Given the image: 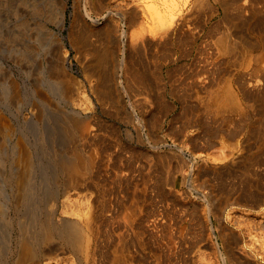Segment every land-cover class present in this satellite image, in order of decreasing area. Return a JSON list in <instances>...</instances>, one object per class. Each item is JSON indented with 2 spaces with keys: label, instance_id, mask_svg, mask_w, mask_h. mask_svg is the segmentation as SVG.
<instances>
[{
  "label": "rangeland",
  "instance_id": "374dc122",
  "mask_svg": "<svg viewBox=\"0 0 264 264\" xmlns=\"http://www.w3.org/2000/svg\"><path fill=\"white\" fill-rule=\"evenodd\" d=\"M171 1L161 22L150 13L152 0H0V264L18 263L22 222L66 194L74 206H61L56 220L93 219L105 247L65 245L57 255L65 263L107 264L125 230L126 264H134L132 251L143 258L136 264H264V197L244 204L218 196L225 185H242L237 163L256 142L251 131L263 128L245 91L263 86L264 0H208L206 9L197 0ZM114 9L125 14V38L122 19L102 17ZM110 22L117 25L108 47L113 60L98 72ZM59 81L74 89L69 101ZM209 83L217 101L210 134L208 118L206 126L201 120ZM228 86L233 96L222 104ZM77 120L79 136L72 133ZM21 148L34 163L24 194ZM69 157L80 161L79 186L59 168ZM255 170L264 173V165Z\"/></svg>",
  "mask_w": 264,
  "mask_h": 264
},
{
  "label": "bare ground",
  "instance_id": "6f19581e",
  "mask_svg": "<svg viewBox=\"0 0 264 264\" xmlns=\"http://www.w3.org/2000/svg\"><path fill=\"white\" fill-rule=\"evenodd\" d=\"M208 3H209L208 0H197V7L201 9L209 8ZM171 6H172L171 0H152V5L150 7L151 9L150 13L152 15L154 14V16L157 15L159 19L161 20V22H165V20L168 18L167 11L171 8ZM111 14L115 15L114 17L117 19H120V20L122 19L123 31L120 35L121 36L120 38H125L127 36L126 21L123 17L125 14L120 10L114 9V10L107 11L106 13L103 14L102 17L106 18L108 15H111ZM85 15L90 17L92 14L89 10H87ZM113 26L116 27L117 25L115 23L112 24L110 22L104 27V30H103V32L105 33L104 35H105L107 43H106V48L104 49V51L101 54H99L96 59L95 67L97 68L98 72L101 71L100 69L103 67L104 63L109 62L110 60H113L111 50H109L108 48L111 40L115 38L113 36V31L116 29ZM245 26H249L248 22L245 23ZM165 35H168V32H166ZM170 38L171 40H173V43L176 44L171 34L167 37V39L169 40ZM138 39H139L138 33L132 34L131 40L133 42L137 41ZM177 39H180V38L177 37ZM179 42L181 41L179 40L178 43ZM126 43L127 42H124V44ZM241 46H242V49L239 50V53H240L239 56L241 57L240 65H242L247 59V56L245 54V48L243 45ZM260 58L264 59V56H260L259 59ZM211 60L212 59H210V61ZM206 61H209V60H206ZM123 62H124V58H123ZM206 63L207 62H205V64ZM209 63H207V67ZM215 64H213V67ZM208 75L209 74H207V77ZM260 75L263 81L259 80L258 84L263 85V86L259 88L253 87L252 89L245 91V94H246V97L250 99L252 104H254L256 108L258 107L259 116L261 118V121L259 124L261 125L263 124V128H264V68L261 69ZM100 79L101 80L97 86V89H99L100 91H104L105 87L106 88L108 87L105 86L104 82L106 83V81L103 80L101 76H100ZM239 83H241V81ZM61 84L62 82L60 81L59 83H57V85L59 86L58 87L59 90L61 89ZM209 85L210 83L208 84V86ZM208 91H209L208 92L209 95L206 101V109L210 113H213L214 107L217 101L215 102L212 99L213 95L211 93L212 90L210 89V86L208 88ZM233 91L231 90V87L229 86L226 87V89L224 88V90L222 91V101H223L222 104H226L228 99H231V96H233ZM62 92H63V96L68 101L72 99L73 96L75 95L74 89L72 87L64 88V84H62ZM259 129L260 128L257 127L256 129L254 128V130L251 131L249 138L251 140L256 139V142L255 143L251 142L247 145L248 154L244 156L237 163V167H238L237 172H239L238 175H239L240 181H242V185L234 189H229V187L224 184L225 185L224 188H227V190H225V193L218 195L221 201L222 199H225V200L227 199V201H229L230 199L235 198L237 201H240L244 204H250L253 202H259L263 200L264 194H263L262 189H264V184L261 185L260 183H264V173L257 175V172L255 170L256 166L264 165V156L259 154V152L262 149H264V131L262 132L261 130L260 132ZM83 131H84L83 123L77 120L72 129L73 135L79 136L81 133L83 134ZM231 134L235 135V132H231ZM207 142L209 146H212L211 141L207 140ZM24 150H22V148L19 149V152L16 158V161L18 165L20 166V172L17 177V181L20 186L22 194H24L23 191L25 192L26 190V185L28 183L29 174L34 164L31 154L28 152H25ZM59 168H61L63 172L65 173L68 184L76 185V186L77 185L79 186V184H82L81 180L83 179V176L80 175L81 170H80L79 159H76L75 157L74 158H71V157L61 158L59 161ZM229 169L230 168H227V171H230ZM222 172H223L222 176L223 178H225L224 170ZM252 176H255V178ZM67 195L68 194L65 195V198L63 200H59L58 198H56L55 201L50 204V206L46 207L47 211L43 213L42 216L41 215L37 216L35 221H29L28 223L25 221L22 222L23 235L18 241L19 261L17 264H25L28 260L34 259V258H40V256H44V258L46 259L45 261H42L41 264H74V259L73 260L69 259L67 263H65L64 259L60 260L57 256L58 250L64 247L65 245H69L72 248V250L74 249V250H78L81 252H89L94 245L95 247L98 246L100 250H104L103 247L105 246L104 245L102 246L101 243L99 244V241H98L99 236L95 237L94 235L95 224H94L93 219L83 217V219L80 220L78 218H73L67 215H62V217L60 218V221L56 220V217H55L56 213L59 211V208L61 206L64 208L69 206V204H71V206L72 205L74 206V202L70 200V196H67ZM8 212H9L8 209H5V214H8ZM123 231L125 232V230ZM123 231L118 230L117 239H116L117 241L115 240L116 244L113 243L115 244V249H114L115 251L113 252L114 256H111V255L106 256L110 260L107 262V264H126L124 249L127 248L126 246L127 240H126V237ZM8 237L9 239L11 237L10 230H8ZM137 249L140 250L139 247ZM129 255L131 257L130 259L134 260L133 261L134 264H136V262L138 263V260L141 259L140 256H138L136 252L133 253L132 251V253L130 252ZM143 255L142 257H144Z\"/></svg>",
  "mask_w": 264,
  "mask_h": 264
},
{
  "label": "crops",
  "instance_id": "0c3cea01",
  "mask_svg": "<svg viewBox=\"0 0 264 264\" xmlns=\"http://www.w3.org/2000/svg\"><path fill=\"white\" fill-rule=\"evenodd\" d=\"M203 83H204V81H203ZM214 83H215V81H214ZM215 85L216 84H213V83H210V85H209L210 86V89L212 90L211 91L212 95H213V91H214ZM186 97H188V95H186ZM186 99H188V98H186ZM202 107H203V110H202L201 120L204 121V125L205 126H206V124L208 125V126H206L205 130L206 131H209L208 133L210 134V132H213V130H211L212 129V125H211L212 123H211V118L210 117H212V119H213V116L212 115L213 114L215 115L216 113L214 111H213V113H210L209 111H207V109H206V102H205L204 98H203V101H202ZM191 110H192V106L189 104V102H186L185 105H184V115H185V117L187 119L188 118L190 119V112H191ZM205 118H208V121H207L206 124H205ZM263 131H264V128L262 129V132ZM232 132H235V135H232V136H236V133L238 134L240 132V129L239 128L237 130L235 129Z\"/></svg>",
  "mask_w": 264,
  "mask_h": 264
}]
</instances>
